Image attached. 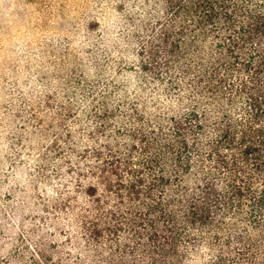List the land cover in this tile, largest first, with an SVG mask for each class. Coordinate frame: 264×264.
Masks as SVG:
<instances>
[{"label":"trees","instance_id":"16d2710c","mask_svg":"<svg viewBox=\"0 0 264 264\" xmlns=\"http://www.w3.org/2000/svg\"><path fill=\"white\" fill-rule=\"evenodd\" d=\"M66 3L0 115V264H66L52 233L113 264H264V0Z\"/></svg>","mask_w":264,"mask_h":264},{"label":"rangeland","instance_id":"374dc122","mask_svg":"<svg viewBox=\"0 0 264 264\" xmlns=\"http://www.w3.org/2000/svg\"><path fill=\"white\" fill-rule=\"evenodd\" d=\"M67 1L56 0L52 2V7L43 9L41 10L43 11L42 14H38L34 8L36 4L25 5L28 3L27 0H0V115L1 112L6 113V109L10 108L8 102L13 99L12 97H16V95H12V87H14L12 82L15 81V76H29L33 71L36 75L41 69L37 65L40 60L42 61L39 52L44 50L43 47H47V45L52 47L57 43V40L65 37L57 23L60 22L59 15L66 11L63 6L67 4ZM101 24L102 27L105 25L102 20ZM112 38L115 39V37ZM56 46L59 48V45ZM72 48L78 49L80 47L73 44ZM53 60L52 57H49L44 62ZM27 62L35 64L31 72L26 71ZM125 79L131 80L132 77L126 75ZM25 80L22 78L18 84H23ZM21 87L24 86L21 85ZM11 104L13 102H10ZM7 136L8 134H5V137ZM0 137L3 140L0 142V163H3L6 157L10 159L12 155L8 154L7 140L5 141L1 135ZM8 168L6 164L0 169V259L8 258L9 254L18 247L16 246V239L20 233L17 227L18 222L11 215V210L19 206L15 205V197L8 200L11 198V196L7 197L10 188L3 184L4 177L2 175L9 173ZM17 180L16 183L22 182L19 176H17ZM16 183L10 182V187L15 188ZM20 195L18 200L21 199ZM25 204L27 207L31 205L28 199H25ZM26 215H31V213L26 210L19 223H23L28 228L30 225L29 221L26 220ZM48 241L54 242L58 246L66 264H113L110 255L104 251H92L75 235L64 237L52 233L48 236ZM199 262L198 259L196 264Z\"/></svg>","mask_w":264,"mask_h":264}]
</instances>
